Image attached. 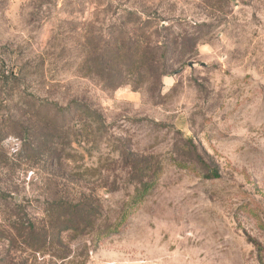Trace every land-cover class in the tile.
I'll list each match as a JSON object with an SVG mask.
<instances>
[{"label": "rangeland", "instance_id": "374dc122", "mask_svg": "<svg viewBox=\"0 0 264 264\" xmlns=\"http://www.w3.org/2000/svg\"><path fill=\"white\" fill-rule=\"evenodd\" d=\"M128 37L191 46L106 87L96 58ZM60 200L91 214L56 237ZM0 264H264V0H0Z\"/></svg>", "mask_w": 264, "mask_h": 264}, {"label": "trees", "instance_id": "16d2710c", "mask_svg": "<svg viewBox=\"0 0 264 264\" xmlns=\"http://www.w3.org/2000/svg\"><path fill=\"white\" fill-rule=\"evenodd\" d=\"M191 41L193 39H190ZM195 42V40H194ZM196 43V42H195ZM174 46V48H172ZM177 46L181 48L189 49L191 43L188 39L182 37L178 40L162 41L159 44H153L150 40H144L142 44H139L130 37L127 40L120 41L116 48H105L98 54L99 58H96V62L99 59L98 67L94 71L99 75H103L106 87L118 88L121 86H130L132 90L137 91L141 86L137 84H131L121 80L123 74L136 76L143 72V77H147L148 80H155L160 76L170 75L172 73L173 52L178 51ZM121 62L123 69L118 65ZM65 114L62 113V117L72 116L79 113L80 116H86L93 118L96 116L95 111L85 101L72 99L67 105L61 108ZM51 122L46 121L39 128L40 133L36 136L37 145L40 146L43 152L50 154L52 158L60 157V152L57 148H51L54 135L57 132L55 125L58 120V115H53ZM84 132H87L85 127ZM31 134H27L26 138L30 139ZM19 137V136H18ZM21 138V137H19ZM23 141V150H31V141L27 139ZM27 140V143L25 142ZM51 142V143H50ZM27 144V145H26ZM25 146V147H24ZM51 161V162H50ZM50 163H54L56 160H50ZM134 168V165H132ZM142 179V176L139 178ZM142 181V180H141ZM149 189L148 182L142 181L141 190L135 189L134 201L139 200L143 193ZM63 201H57L54 204V208L58 209V214L54 217L53 221L48 225L50 227L51 235L60 236L65 230L78 229L81 222L88 218L91 214L87 203H73L63 206ZM74 223V224H73ZM71 224V225H70ZM17 234L21 239H25L23 242L35 251H40L43 243H45L48 237L45 228H43L42 234H36L39 230H35L34 227L29 228L28 232L24 233V227L19 225L15 228ZM112 230V229H111ZM111 230H108L110 232ZM102 234V233H101ZM99 234V235H101ZM27 239V240H26ZM32 239V240H31Z\"/></svg>", "mask_w": 264, "mask_h": 264}, {"label": "crops", "instance_id": "0c3cea01", "mask_svg": "<svg viewBox=\"0 0 264 264\" xmlns=\"http://www.w3.org/2000/svg\"><path fill=\"white\" fill-rule=\"evenodd\" d=\"M20 1V0H19Z\"/></svg>", "mask_w": 264, "mask_h": 264}]
</instances>
